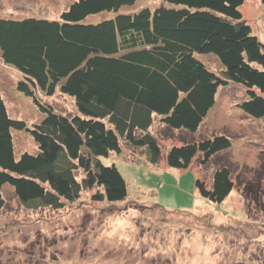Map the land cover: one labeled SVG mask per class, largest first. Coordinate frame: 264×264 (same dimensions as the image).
Wrapping results in <instances>:
<instances>
[{
	"label": "trees",
	"instance_id": "obj_1",
	"mask_svg": "<svg viewBox=\"0 0 264 264\" xmlns=\"http://www.w3.org/2000/svg\"><path fill=\"white\" fill-rule=\"evenodd\" d=\"M134 1L72 0L55 18L0 15V60L20 72L16 89L42 114L31 122L11 116L0 92V206L4 188L22 203L53 208L83 188L95 187V201L124 200L127 182L103 157L120 153L125 141L156 164L162 148L152 123L195 131L221 85L242 86L237 106L264 117V42L242 15L244 0H160L120 10ZM104 10L113 14L88 18ZM208 52L218 70L199 58ZM55 92L72 98L73 111L44 99ZM14 130L35 149L16 152ZM231 146L229 135L215 132L173 143L164 156L169 167L187 168ZM194 185L220 203L234 187L232 168L220 163L209 183L196 176Z\"/></svg>",
	"mask_w": 264,
	"mask_h": 264
},
{
	"label": "rangeland",
	"instance_id": "obj_2",
	"mask_svg": "<svg viewBox=\"0 0 264 264\" xmlns=\"http://www.w3.org/2000/svg\"><path fill=\"white\" fill-rule=\"evenodd\" d=\"M70 1L0 0V15L55 18ZM159 1L135 0L120 10ZM240 10L264 42V2L244 0ZM93 14L88 18L113 11ZM198 56L216 70L221 67L213 53ZM20 75L0 60V92L8 113L31 122L42 114L16 89ZM244 96L238 84L219 86L215 104L195 131L169 128L156 119L150 126L162 148L156 164L145 149L125 141L120 153L103 157L105 163L115 162L127 182L122 201H95L90 197L95 187L83 188L76 200L53 208L22 203L4 188L0 264H264V117L253 118L237 106ZM44 99L59 111L74 109L72 98L59 92ZM215 132L231 137L230 149L202 165L197 158L187 168L167 165L164 153L171 144ZM14 142L16 152L35 149L22 130H14ZM223 162L232 168L234 187L217 203L199 195L194 179L209 183Z\"/></svg>",
	"mask_w": 264,
	"mask_h": 264
}]
</instances>
